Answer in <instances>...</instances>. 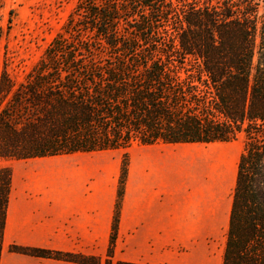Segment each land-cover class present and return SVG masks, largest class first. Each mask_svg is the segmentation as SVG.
Here are the masks:
<instances>
[{
  "label": "trees",
  "instance_id": "trees-1",
  "mask_svg": "<svg viewBox=\"0 0 264 264\" xmlns=\"http://www.w3.org/2000/svg\"><path fill=\"white\" fill-rule=\"evenodd\" d=\"M241 132L223 264H264V0H77L22 81L7 68L0 76L3 160L222 143ZM128 167L126 152L105 264ZM11 179V168L0 166V255ZM10 251L101 263L41 248Z\"/></svg>",
  "mask_w": 264,
  "mask_h": 264
},
{
  "label": "crops",
  "instance_id": "crops-1",
  "mask_svg": "<svg viewBox=\"0 0 264 264\" xmlns=\"http://www.w3.org/2000/svg\"><path fill=\"white\" fill-rule=\"evenodd\" d=\"M211 145L129 149L111 264H223L240 157L217 154ZM8 166L0 264H82L14 253L12 245L105 264L120 161L92 152L11 160Z\"/></svg>",
  "mask_w": 264,
  "mask_h": 264
},
{
  "label": "rangeland",
  "instance_id": "rangeland-1",
  "mask_svg": "<svg viewBox=\"0 0 264 264\" xmlns=\"http://www.w3.org/2000/svg\"><path fill=\"white\" fill-rule=\"evenodd\" d=\"M77 0H0V76L7 68L11 78L20 82L33 68L45 49L60 32ZM262 3L260 2V10ZM246 142L241 132L230 142L212 144V150L221 155L240 157ZM141 145L135 143L134 147ZM206 148L208 145H204ZM128 150L98 152L120 161V170ZM11 160L0 159V166ZM120 177V174H119Z\"/></svg>",
  "mask_w": 264,
  "mask_h": 264
}]
</instances>
